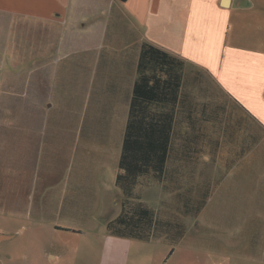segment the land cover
Masks as SVG:
<instances>
[{
    "label": "crops",
    "instance_id": "obj_1",
    "mask_svg": "<svg viewBox=\"0 0 264 264\" xmlns=\"http://www.w3.org/2000/svg\"><path fill=\"white\" fill-rule=\"evenodd\" d=\"M0 51L1 66L15 52L28 66L48 65L51 51L57 61L73 56L80 99L71 114L118 116L114 174H56L47 190L58 189L57 208L92 204L95 193L101 207L91 210L107 214H91L92 224L147 243L166 225L178 243L171 256L182 245L194 252L181 264H264V0H0ZM13 191L0 186L1 242L16 237L4 227L29 194L28 185ZM164 193L172 211L199 216V228L215 211L213 249L170 231L184 225L161 220L152 200ZM225 206L240 212L227 233Z\"/></svg>",
    "mask_w": 264,
    "mask_h": 264
},
{
    "label": "rangeland",
    "instance_id": "obj_2",
    "mask_svg": "<svg viewBox=\"0 0 264 264\" xmlns=\"http://www.w3.org/2000/svg\"><path fill=\"white\" fill-rule=\"evenodd\" d=\"M101 42L99 48H105ZM54 53L48 52V65L41 61L23 65L19 52H15L13 59L4 60L5 66L0 65V186L18 192L23 186L26 191L28 185L29 191L22 196V205L16 206L23 210L14 211L15 216H11L10 224L4 227L16 237L0 241V264H181L184 254L192 256L194 252L186 253L187 246L182 245L171 256L173 245L178 243L167 241L175 233L168 235L166 225L157 228L162 230L157 233L158 241L147 243L113 236L104 226L92 224L91 214L98 219L107 214L105 210H91V206L101 207L100 203H95L101 196L95 193L91 195L93 203L89 202L88 206L56 207L58 189L47 190L56 174H107L105 168L108 166V174H114L117 159L114 146H118L120 134L117 115H95L91 108L74 118L72 103L80 99L72 92L70 69L74 57L57 61ZM0 55V59L5 56L1 51ZM81 104L84 112L85 102ZM72 121L77 128L71 129ZM112 125L114 130H104ZM76 136L78 146H75ZM8 139L10 143L7 144ZM34 183L38 188L32 189ZM40 189L45 193L40 195ZM118 198V194L112 196L116 206L111 216L119 213ZM170 199L164 193L154 194L152 200L158 204L161 220L171 222L175 219L176 223L184 225L170 228V231L198 234L206 240L205 247L213 249L215 228L209 223H214L215 211L206 214L207 223L203 224L206 229L199 228L196 225L200 217L172 211ZM81 207L90 209L83 211ZM236 213L240 212L233 207L221 209L220 231L223 229V233H227L225 228L229 229L232 223L240 220ZM66 228L81 233H70ZM49 252L56 258L48 257Z\"/></svg>",
    "mask_w": 264,
    "mask_h": 264
},
{
    "label": "trees",
    "instance_id": "obj_3",
    "mask_svg": "<svg viewBox=\"0 0 264 264\" xmlns=\"http://www.w3.org/2000/svg\"><path fill=\"white\" fill-rule=\"evenodd\" d=\"M108 229L112 232L113 235H116V236L124 237V236L129 235L125 232V230H124L125 228H118L117 226H114V227H109ZM172 251H171V253H172Z\"/></svg>",
    "mask_w": 264,
    "mask_h": 264
},
{
    "label": "water",
    "instance_id": "obj_4",
    "mask_svg": "<svg viewBox=\"0 0 264 264\" xmlns=\"http://www.w3.org/2000/svg\"><path fill=\"white\" fill-rule=\"evenodd\" d=\"M122 1H126V0H122Z\"/></svg>",
    "mask_w": 264,
    "mask_h": 264
}]
</instances>
